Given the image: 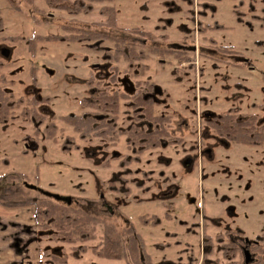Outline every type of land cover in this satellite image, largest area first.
Segmentation results:
<instances>
[{"label":"rangeland","instance_id":"1","mask_svg":"<svg viewBox=\"0 0 264 264\" xmlns=\"http://www.w3.org/2000/svg\"><path fill=\"white\" fill-rule=\"evenodd\" d=\"M70 1L85 2L90 13L69 17L47 8L43 0H0V46L10 51L7 58L0 57L4 87L13 101L19 96L36 99L38 109H44L42 123L21 120L23 105L13 107L0 123V194L14 185L33 186L68 197L72 207L99 219L95 239L85 242L87 250L78 256L67 245L39 237L47 253L62 247L69 254L67 264H125L91 253L104 225L118 232L133 227L150 264H240L241 253L222 252L232 248L228 243L240 247L242 238L264 234V145L222 141L207 123L229 113L252 117L256 128L264 125V0ZM111 5L119 30L150 32L151 45L188 58L180 64L189 68L181 69V78L173 75L176 58L150 55L144 50L149 43L141 39L135 40L137 49L147 58L139 62L104 59L112 52L107 42L96 49L70 41L28 43L35 35L61 33L60 24L68 19L77 28L116 35L98 13L101 6ZM213 23L224 29L198 32ZM123 77L135 89L124 91L119 84ZM153 86L161 90L156 99L161 105H154V112L169 116V136L157 149L129 146L126 132L131 127L150 129L142 126L146 123L130 97H151ZM113 91L130 96L118 106L117 139H80L60 120L99 115L88 104L99 93ZM50 122L56 126L52 140L44 130ZM66 138L72 142L69 151H63ZM26 193L44 197L35 190ZM154 218L156 224L151 223Z\"/></svg>","mask_w":264,"mask_h":264},{"label":"trees","instance_id":"2","mask_svg":"<svg viewBox=\"0 0 264 264\" xmlns=\"http://www.w3.org/2000/svg\"><path fill=\"white\" fill-rule=\"evenodd\" d=\"M106 14L108 25L114 26V12L111 9H103ZM224 29L217 23L212 25H204L199 27V33H205L207 30ZM121 32H131L153 40V35L148 32L138 31L136 29L121 30ZM88 38H97L96 34H87ZM105 40L112 41L113 53L112 58L120 57L123 60H140L145 57L142 50H136L135 45L124 43L122 39H114L111 37L102 36ZM212 44V43H211ZM218 51H227L226 47H217ZM147 52L155 55H172L176 58L179 64L187 62L188 58L181 52H174L155 46L148 47ZM264 81V76H263ZM116 94L106 95L100 94L98 104L101 105L102 110H109L111 117H81V116H66L63 121L78 134L79 138L87 139L90 137H98L100 139H115L117 132L113 118L118 108ZM121 97H124L121 95ZM140 99H138L139 101ZM0 105L4 116H8L12 108L9 97H3L0 91ZM133 107H141L143 120L148 123L150 129L146 131L139 127H131L126 132L128 144L132 146H140L142 149L157 148L161 145V139L168 137L169 134L164 128V124H168L169 116H155L151 114V105H145L144 101L133 105ZM3 116V117H4ZM35 117V116H34ZM252 119L235 118L232 114H223L219 117H213L207 125L214 133L226 141L234 144H241L245 146H258L264 143V128H256L251 122ZM157 125V127H156ZM142 126H146L143 124ZM55 126L48 124L45 128L47 138L51 139L54 135ZM67 146H70L68 143ZM67 150V147L65 148ZM30 189L27 185H14L5 189L0 194V205L6 208H16L31 206L34 210V222L38 236L46 237L53 243L67 245L73 251L72 256H78L84 253L87 247L85 242L95 239V228L99 224V219L93 215L85 213L80 208H74L64 200H54L50 196L42 195L38 189L36 192L44 196L41 200L29 197L26 192ZM142 224L146 220L140 218ZM157 223L154 218L151 222ZM261 247H254L258 250L256 261L252 264H264V235L261 236ZM262 248V249H261ZM46 251V252H45ZM91 253L101 259L105 260H123L125 264H150L149 257L144 253V245L142 239L137 235L130 225L122 232L116 231L113 227L104 225L102 228V236L100 240L90 249ZM45 254V256H44ZM48 255V261L46 256ZM62 251V247H55L49 253L44 249L40 255V264H67V256ZM45 257V258H43ZM203 264H218L203 263Z\"/></svg>","mask_w":264,"mask_h":264},{"label":"flooded vegetation","instance_id":"3","mask_svg":"<svg viewBox=\"0 0 264 264\" xmlns=\"http://www.w3.org/2000/svg\"><path fill=\"white\" fill-rule=\"evenodd\" d=\"M27 1V0H26ZM30 1V3L31 2H33V0H29ZM44 2H45V5L47 6V8H55L56 10H59V11H62L65 15H67V16H69L70 17V15H80V14H82V13H90V7L85 3V2H80V3H78V2H76V1H70V0H43ZM87 1H89V2H95V1H102V0H87ZM109 2H110V0H108ZM68 3H70L71 5H69ZM103 9H111V10H113V12H114V26H112V25H108V23H107V16H106V14L103 12ZM32 10L35 12V13H38V14H40V11H37V9L36 8H32ZM98 13L104 18V22H103V26L104 27H106L107 29H110V31H112V32H115L116 33V35H109V34H107V33H104V32H101V31H92V30H84V29H80V28H77L76 27V25H77V22H74L72 19H68V21H63V22H61V24H60V32L61 33H56V34H52V35H47V36H42L41 37V35H35V36H32V37H30V39L29 38H27V40H28V43L30 44V45H32V46H34L36 43H41V42H43L44 40H47V41H70V42H76V43H82V44H91L92 45V49H96L97 48V46H98V44H100V42H107V43H110L111 44V46H112V41H110V40H105V39H103L102 38V36L103 35H105L106 37H111V38H114V39H122L123 40V42L124 43H127V44H133V45H135V47H136V50H142V49H137V44H136V42H135V40L136 39H141V40H145L146 42H148L149 44H148V46H146V48L144 49V50H146V52H147V48L148 47H152V46H155V43L153 44V45H151V41L152 40H149V39H147L146 37H143V36H140L139 34H136V33H131V32H121V30H119L118 28H117V26H116V21H115V10H114V8H113V6L111 5V6H109V7H107V6H101L100 8H99V10H98ZM52 16V15H51ZM51 18V17H50ZM36 24H38V21H36L35 22ZM65 23V24H64ZM0 24H1V19H0ZM0 29H1V25H0ZM126 30H131V29H126ZM136 30H138V29H136ZM109 31V30H108ZM138 31H141V30H138ZM142 32H144V31H142ZM123 33H126V34H123ZM148 33H150V32H148ZM87 34H96V35H98V37L97 38H88L87 37ZM133 35V36H132ZM127 36H129V37H127ZM3 38V37H2ZM1 37H0V40L2 39ZM17 37H7V38H5L6 40H15ZM158 47H160L159 45H156L155 46V48H158ZM161 49H165V50H168V49H166V48H164V47H160ZM3 51H7V56L6 57H4V56H2V52ZM143 51V50H142ZM171 51H174V52H179V51H176V50H171ZM9 49H7V48H5V47H3V46H0V57H2V58H7L8 56H10L9 55ZM112 53H113V46H112V52L110 53V55H105V57H103L104 59H110V60H112V61H115V62H117V61H127V62H130V61H136V62H139V61H142V60H144V59H146L147 58V53H149V52H147V53H144V51H143V53L145 54V57L144 58H141L140 60H123V59H121L120 57H118L117 59H113L112 58ZM182 53V52H181ZM150 55H154V56H156L158 59L159 58H161V57H163V56H166L167 54H164V55H160V56H158V55H155V54H151V53H149ZM168 56H172V55H168ZM185 56V55H184ZM173 57V56H172ZM174 58V57H173ZM175 59V58H174ZM159 62H161V61H159ZM176 68H174V71H173V75H176V76H180L179 78H181V75H183V71L181 70L182 68H184V69H189V68H187V67H184L185 65H183V67L179 64L178 65V63H177V61H176ZM175 64H173V65H175ZM182 64V63H181ZM160 65V64H159ZM187 66H189V65H187ZM103 67V66H102ZM104 68V67H103ZM101 74H103V73H101ZM103 76V75H102ZM100 77V78H103V77ZM111 80H112V78H111ZM7 81L5 80V78L0 74V91L3 93V97H6V96H8L9 97V100H10V103H11V107L13 108V107H17V106H21V105H23V106H25V107H23L22 108V110L20 111V115H21V120H24V121H28V122H30V123H32V124H38V123H42L43 121H44V116L42 115V113L40 112L41 110H44L43 108L42 109H38V105H40V101H38V100H36V99H30V100H24V99H22V97L21 96H19V97H17L14 101H13V97L11 96V93H8L7 92V90H6V88L4 87L5 86V83H6ZM10 83V82H9ZM121 83V86H122V88H123V90L125 91V89L127 90V89H130V91H132L133 89H135L134 88V86H132L128 81H127V79L125 78V77H123V80L122 81H120L119 82V84ZM130 86V87H129ZM97 87V86H96ZM129 87V88H128ZM98 89V88H97ZM153 96H151V97H149V96H147V97H144V98H142V96L140 95V93H136L135 95H133V96H129L127 93H124V92H120V93H117V92H115V91H113L111 94H116L117 96H119L118 97V101H117V105L119 106V104H120V102L121 101H124V100H126L127 98L129 99V97L130 98H132V103H131V105H132V108L134 109V110H137V112H139L140 114H142V118H143V113H142V109H141V107H133V105H135V104H138V103H140V101H144L145 102V105H151V114L152 115H155V116H166V115H161V114H157V113H155L154 112V105H161L160 103H157L156 102V99L158 98V97H160V95H161V90L158 88V87H156V86H153ZM102 93H106V92H101V93H99V95H98V97H97V100H95V101H93L91 104H88V106H91L93 109H95V110H97L100 114L98 115V114H95V113H92V114H90V115H86V114H83V115H66V116H81V117H86V116H89V117H98V118H108V117H111L110 115V113H109V110H102L101 109V105H99L97 102H98V98H99V96H100V94H102ZM107 94V93H106ZM111 94H109V95H111ZM108 95V96H109ZM121 95H123L124 97H121ZM163 95V94H162ZM138 99H140L139 101H138ZM159 99V98H158ZM47 99H45V100H42V101H46ZM1 105H0V110H1ZM12 108L10 109V112L12 111ZM117 112H118V108H117V110H116V113H115V115H113L114 116V118H113V121H114V125H115V116H116V114H117ZM136 113V112H135ZM134 113V114H135ZM10 114V113H9ZM8 114V115H9ZM5 114H4V112L2 111L1 113H0V123L1 122H3V121H5L6 119H7V117L8 116H4ZM233 115V114H232ZM4 116V117H3ZM35 116V117H34ZM66 116H62V117H60V120L63 122V123H65L64 121H63V118L64 117H66ZM234 116V115H233ZM214 117V116H213ZM219 117V116H218ZM263 117H264V111H263ZM215 118V117H214ZM247 119H252V117H249V118H247ZM262 121H264V118H263V120ZM251 122H252V120H251ZM144 123H146V122H144ZM48 124H53L54 126H55V124L54 123H52V122H50V123H48ZM47 124V125H48ZM66 124V123H65ZM264 124V123H263ZM46 125V126H47ZM67 125V124H66ZM146 125H148V123H146ZM46 126H45V128H46ZM68 126V125H67ZM164 126V128H165V130H166V128L169 126V123L168 124H164L163 125ZM69 127V126H68ZM156 127H157V125H156ZM260 127H262V128H264V125H260L258 128H260ZM70 128V127H69ZM211 129V128H210ZM45 130V129H44ZM55 130H56V126H55ZM72 130V129H71ZM115 130H116V127H115ZM212 130V129H211ZM129 131V130H128ZM167 131V130H166ZM168 132V131H167ZM214 132V131H213ZM54 133H55V131H54ZM75 133V132H74ZM118 133L119 132H117V136H116V138L115 139H117L118 138ZM215 134V133H214ZM78 135V134H77ZM215 136L217 137V138H219L216 134H215ZM53 137H54V135H53ZM53 137L51 138V139H48L47 137V139L48 140H52L53 139ZM79 137V136H78ZM90 138H98V137H90ZM126 138H127V136H126ZM166 138V137H165ZM165 138H162L160 141L162 142L161 143V145L160 146H162L163 144H164V140H165ZM81 139V138H80ZM88 139V138H87ZM100 139V138H99ZM114 139V140H115ZM219 139H221L222 141H225V142H229V141H226V140H224V139H222V138H219ZM105 140V139H104ZM107 140V139H106ZM109 140V139H108ZM110 140H113V139H110ZM65 141H67L68 143H70V146H71V144H72V142H71V138H66L65 139ZM68 143H64L65 144V146L63 147V151H69L68 149H69V147L70 146H67L68 145ZM231 143V142H230ZM127 144H128V138H127ZM129 145V144H128ZM261 145H264V143L263 144H261ZM261 145H258V146H261ZM129 146H132V145H129ZM160 146H158L157 148H159ZM67 147V150H65V148ZM157 148H148V149H157ZM138 152L140 151V150H137ZM205 154H209V150H206L205 149ZM131 159H129V158H127V161H130ZM189 163H190V160L189 159H186L185 161H184V165L185 166H187V165H189ZM28 186V185H27ZM29 187V186H28ZM33 187V186H32ZM30 189H33V190H37V188H30ZM39 190V189H38ZM39 191H41V190H39ZM41 193H44L43 191H41ZM68 198V197H67ZM69 203H70V200H69ZM264 235V234H263ZM242 240H243V245L242 246H240V247H236V246H234L233 245V243L231 242V243H228V244H231V245H227L228 247H232V248H226V249H223V252H222V254L223 255H225L226 254V252L227 251H233V250H235V252H238V253H241V256H242V261H240V264H244V255H243V253L244 252H247L248 253V255L250 256V262L248 263V264H252L254 261H256V258H257V252H259L258 250H256V249H254V247H261L262 246V244L263 243H261V236L260 237H257V238H255V239H243L242 238ZM233 245V246H232ZM226 246V247H227ZM262 249V248H261ZM226 250V251H225Z\"/></svg>","mask_w":264,"mask_h":264},{"label":"crops","instance_id":"4","mask_svg":"<svg viewBox=\"0 0 264 264\" xmlns=\"http://www.w3.org/2000/svg\"><path fill=\"white\" fill-rule=\"evenodd\" d=\"M39 237L31 206L0 205V264H40L44 249Z\"/></svg>","mask_w":264,"mask_h":264},{"label":"water","instance_id":"5","mask_svg":"<svg viewBox=\"0 0 264 264\" xmlns=\"http://www.w3.org/2000/svg\"><path fill=\"white\" fill-rule=\"evenodd\" d=\"M2 56L6 57L7 56V51H3L2 52ZM29 188H34V187L29 186ZM43 194L50 196L54 200H64V201H67V203H69V200H70L67 197H60V196L54 195V194H49V193H45V192ZM243 255H244V264H248L250 262V256L248 255L247 252H244Z\"/></svg>","mask_w":264,"mask_h":264}]
</instances>
